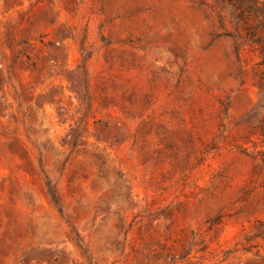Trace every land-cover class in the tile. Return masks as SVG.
<instances>
[{"label":"rangeland","instance_id":"rangeland-1","mask_svg":"<svg viewBox=\"0 0 264 264\" xmlns=\"http://www.w3.org/2000/svg\"><path fill=\"white\" fill-rule=\"evenodd\" d=\"M0 264H264V0H0Z\"/></svg>","mask_w":264,"mask_h":264},{"label":"trees","instance_id":"trees-1","mask_svg":"<svg viewBox=\"0 0 264 264\" xmlns=\"http://www.w3.org/2000/svg\"><path fill=\"white\" fill-rule=\"evenodd\" d=\"M48 189H49V194H50L52 200L54 202H56L55 191H54L53 187H51V186L48 185Z\"/></svg>","mask_w":264,"mask_h":264}]
</instances>
